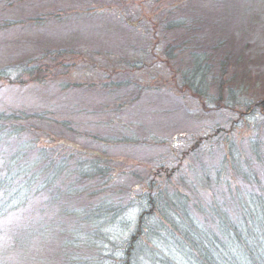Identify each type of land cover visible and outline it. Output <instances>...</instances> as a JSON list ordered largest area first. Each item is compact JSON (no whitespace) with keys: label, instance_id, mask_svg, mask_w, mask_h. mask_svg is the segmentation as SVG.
I'll return each instance as SVG.
<instances>
[{"label":"rangeland","instance_id":"1","mask_svg":"<svg viewBox=\"0 0 264 264\" xmlns=\"http://www.w3.org/2000/svg\"><path fill=\"white\" fill-rule=\"evenodd\" d=\"M193 51L206 58L209 67L206 92L198 95L184 83L196 68ZM20 66L28 71L39 66L43 77L1 81L0 111L51 112L50 117L80 125L82 141L93 132L111 131L100 120L112 119L120 99L132 103L112 124L114 131L125 125L138 140L116 149L113 156L133 172L138 166L147 171L156 167L172 140L184 139L179 146L184 151L195 139L209 143L217 133L220 137L211 142L223 150L220 154L230 134L236 158L256 161L252 148L256 136H264V110L256 107L255 117L242 115L244 103L264 102V0H0V71L14 72ZM195 78L197 89L202 80ZM72 107L98 109L102 116H78ZM64 143L88 151L81 143ZM15 144L9 140L2 151L9 157ZM218 155L211 161L215 170L223 156ZM224 171L228 180L236 174L233 166ZM136 182L129 178L126 184ZM210 197L207 191L199 200ZM37 209L33 202L8 215L6 233L0 236V264L58 261L54 248L37 244L25 249L24 258L12 254L10 229L31 226Z\"/></svg>","mask_w":264,"mask_h":264},{"label":"trees","instance_id":"2","mask_svg":"<svg viewBox=\"0 0 264 264\" xmlns=\"http://www.w3.org/2000/svg\"><path fill=\"white\" fill-rule=\"evenodd\" d=\"M192 57L196 68L184 83L198 95L206 92L209 67L200 53L193 51ZM26 75L41 79L43 72L39 66L36 71L24 66L14 72L5 69L0 82H21ZM195 76L202 80L197 89ZM244 104L242 116L255 117L256 107L264 110V102ZM128 105L120 99L112 119L100 120L111 131L93 132L85 141L78 138L80 125L50 117L51 112L0 111V236L6 233L8 215L33 202L38 207L31 226L10 229L12 254L24 258L25 249L37 244L57 251L54 264H264V136L254 140L255 162L236 158L230 134L220 154L223 150L211 142L220 137L217 133L209 143L195 139L184 151L179 147L184 139L172 140L161 157L165 164L147 171L138 166L141 161L133 172L113 159L116 149L138 141L125 125L114 131L112 124ZM72 109L78 116H102L98 109ZM9 140L16 144L8 157L2 148ZM64 141L81 143L88 151L68 147ZM216 155L223 156L215 170L211 161ZM227 165L236 171L230 180L225 176ZM134 177L137 182L128 186ZM207 191L209 201L200 202Z\"/></svg>","mask_w":264,"mask_h":264}]
</instances>
